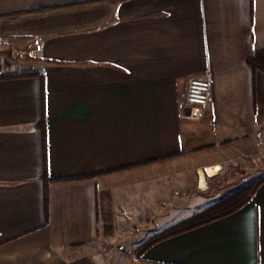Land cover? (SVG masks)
<instances>
[{
  "label": "crops",
  "instance_id": "crops-1",
  "mask_svg": "<svg viewBox=\"0 0 264 264\" xmlns=\"http://www.w3.org/2000/svg\"><path fill=\"white\" fill-rule=\"evenodd\" d=\"M263 49L264 0H0V264H105L101 221L160 181L264 165ZM140 264H264V182Z\"/></svg>",
  "mask_w": 264,
  "mask_h": 264
},
{
  "label": "rangeland",
  "instance_id": "rangeland-1",
  "mask_svg": "<svg viewBox=\"0 0 264 264\" xmlns=\"http://www.w3.org/2000/svg\"><path fill=\"white\" fill-rule=\"evenodd\" d=\"M263 175L262 161L254 158L182 171L160 181L152 198L145 195L147 199L130 200V209L122 207L116 215L104 217L101 221L104 230L92 249L105 264H140L143 257L140 249L173 219L187 214L194 216ZM167 212L171 214L166 215Z\"/></svg>",
  "mask_w": 264,
  "mask_h": 264
},
{
  "label": "trees",
  "instance_id": "trees-1",
  "mask_svg": "<svg viewBox=\"0 0 264 264\" xmlns=\"http://www.w3.org/2000/svg\"><path fill=\"white\" fill-rule=\"evenodd\" d=\"M53 7H49L51 9ZM248 63L254 70H260L264 73V49L259 50L256 54L248 59ZM264 182V175L254 180L250 185L242 188L237 193L225 197L218 203L208 207L206 210L182 220L168 229L152 236L140 249L141 255L154 244L163 241L169 237L182 233L186 230L192 229L201 224L213 221L220 217L231 214L249 202L257 188ZM49 182H46L45 198L47 204L49 203ZM247 193V195H246Z\"/></svg>",
  "mask_w": 264,
  "mask_h": 264
},
{
  "label": "built area",
  "instance_id": "built-area-1",
  "mask_svg": "<svg viewBox=\"0 0 264 264\" xmlns=\"http://www.w3.org/2000/svg\"><path fill=\"white\" fill-rule=\"evenodd\" d=\"M213 73L208 68L205 72L190 80L187 95V105L189 107H199L210 103L212 98Z\"/></svg>",
  "mask_w": 264,
  "mask_h": 264
}]
</instances>
